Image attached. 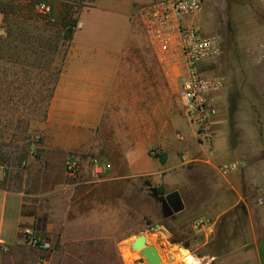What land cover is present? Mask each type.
<instances>
[{
  "label": "crops",
  "instance_id": "crops-1",
  "mask_svg": "<svg viewBox=\"0 0 264 264\" xmlns=\"http://www.w3.org/2000/svg\"><path fill=\"white\" fill-rule=\"evenodd\" d=\"M146 1L134 4V0H94L91 6L81 10L80 13L84 9L95 10L98 18L101 10L107 12L112 20L128 21L124 29L131 43H128L127 49L125 46L115 48L111 45L100 48L81 44L75 47L72 39L49 99L47 125L53 133L55 149L59 152L90 150L95 136V130L91 129L99 125V153H102L103 159H99V166H88L84 161L74 176L65 172V159L28 160L24 178L32 192L9 188L7 183H1L3 178L0 172V241L13 249L23 243L26 229H34L37 235L49 237L52 241L59 238L61 243L103 238L114 243L125 240L133 230L124 226L126 224L122 221L127 219V212L123 209L126 204L119 194L114 193H111V200L99 201V176L108 182L128 179L149 182L151 178L160 179L163 173L168 175L188 162L204 171L219 174V163L237 160L242 164L241 169L227 176L219 174L220 185H212L207 197L199 190L197 200L205 207L201 210L204 214L194 219L203 221L195 232L204 235V241L199 238L190 241L193 254L187 248L185 250L189 254L190 264H196L194 257L197 264H264V207L255 202V186L264 182V159H231L239 154L237 144L230 139L227 122L230 84L236 83L229 79V72L225 73L223 69L225 57L221 58L214 71V60L205 67V73H217V76L223 75L224 78V86L214 95L218 112L212 124L213 153L210 156L197 142L194 129L189 124L191 128L185 131V139L181 141H176L175 133L172 135L170 130L167 131V117L159 129L153 128L151 77L155 74L163 78L164 72L145 35L142 33L141 37L132 20L133 10L155 0ZM257 2L264 9V0ZM47 3L50 8L48 16L55 19L61 10V1L48 0ZM194 22L202 33L204 25H208L202 11ZM209 32L206 35H213ZM126 50L135 51L145 58L126 59ZM227 52L230 53L226 44L224 56ZM137 67L146 72H136ZM128 68L132 69L131 73ZM250 82L257 81L253 79ZM135 83L141 85L139 94L126 87ZM165 94L160 92V98L165 99ZM136 99L148 101L142 111H135ZM120 100H131L128 105L131 114H127V137L122 144L117 137L119 142L108 147L106 143L109 138L104 134V124L109 120L110 108L120 106ZM237 108L239 106L236 105ZM170 121L172 124L177 119L173 117ZM179 141L181 143L177 144ZM106 148L111 151L116 149L117 152L112 151V154L119 153L117 155L127 159H109L110 150ZM121 148L123 150L119 151ZM153 148L164 154L163 163L158 156L148 152ZM24 212L27 214L26 221L19 222ZM235 212L241 215V220L232 221L230 230L232 227L238 229L232 232V236H228V230L220 238L214 230L220 217ZM207 243L209 245L205 250Z\"/></svg>",
  "mask_w": 264,
  "mask_h": 264
},
{
  "label": "rangeland",
  "instance_id": "rangeland-1",
  "mask_svg": "<svg viewBox=\"0 0 264 264\" xmlns=\"http://www.w3.org/2000/svg\"><path fill=\"white\" fill-rule=\"evenodd\" d=\"M34 1L36 0H0V37L14 31L15 24L26 20L27 9ZM41 1L47 2V0ZM245 1L247 0H205L202 13H205L208 25H204L202 30L204 34L210 30L209 33L221 36V52L214 59L213 71L221 58L225 57L223 69L225 73L229 72V79L236 83L230 84L229 95L236 96L239 109L237 108L232 114L231 120L228 117L227 122L230 139L237 144L239 154L231 159H264V23L260 21V17H257V12L264 15V9L255 2L249 7L244 3ZM134 2L139 4L147 1L134 0ZM132 13L134 28L142 37L143 30L137 19V10H133ZM96 14L97 11L90 9H84L80 13L79 24L73 34L74 46L85 44L103 48L111 45L115 48L125 46L127 49L128 43H131L126 38L127 32L124 29L128 21L112 20L107 12L101 10H99V18ZM28 23L31 22L26 21L23 25L27 26V29H32ZM144 42L147 44V41ZM226 44L229 45L230 53L227 52L224 56ZM16 47L4 52L0 58V165H2L0 172L3 178L1 183H7L9 188L15 190L32 192L24 178L28 160L65 159V172L74 176L80 171L84 161L88 166H99V159H103V155L99 153V125L91 129L95 130L93 139L96 143L92 140L90 150L71 149L59 152L55 149L53 133L51 134L47 125L49 102L46 106V99L50 98L49 87L54 79L58 60L46 64L44 68L37 67L38 58L30 57L29 52L23 51L22 44L18 43ZM125 54L126 59L145 58L132 50H126ZM24 61H35L36 67L26 68ZM127 70L132 72V69ZM138 70L146 72L137 67L136 72ZM206 74L214 75L212 72ZM162 75L163 78L155 74L152 77L150 75L153 128L159 129L164 125L163 121L167 117V131L170 130L172 135L177 131L185 135V131L191 127L181 114L175 94L176 83L170 80V77L165 78L163 73ZM221 77L223 78V75ZM253 79L257 82L251 83ZM240 81L243 83H239ZM126 87L135 90L137 94L141 91L140 84H127ZM160 92L166 93L165 99L160 98ZM119 102L120 106L110 108L109 120L104 124V134L109 138L108 141L106 138L108 147L119 141L122 144L127 137V114H131V108L128 107L131 100ZM147 102L136 99L135 111H142V107ZM173 117L177 122L171 124L170 119ZM117 134L119 136H116ZM117 137L120 138L119 141ZM122 150L121 148L119 151ZM112 151L117 152L116 149ZM112 151L110 150L109 159H127L123 155H117L119 153L112 154ZM148 152L153 156L160 154V151L154 148L149 149ZM66 160L75 161L78 164L77 170L68 172L65 166ZM220 183L219 174L211 170L204 171L191 162L168 175L163 173L160 179L151 178L149 182L143 179L108 182L101 180L99 176V201L111 200V193H114L119 194L126 204L123 209L127 212V219L122 221L126 224L124 226L132 227L134 231H130L125 240L114 243L103 238L61 243L59 238L57 241H52L48 237L51 241L50 248L33 247L23 242L13 249L8 248L0 255V264H149L145 260L140 261L139 250L133 249L128 243L139 234L148 236L149 245L161 246L165 242L168 245L187 248L193 254L189 247L190 241L198 238L204 241V235L196 234L192 226L194 219L204 214L201 210L205 206L197 200L200 195L199 190L207 197L210 187ZM159 185H163L167 193L178 190L184 203L182 211L169 214L168 206L163 209L164 196L161 198L151 190V187ZM26 217L25 212L21 213L19 222H25ZM236 220H241V215L237 212L224 214L220 217L215 232L217 231L218 236L222 238L224 232L229 230L228 236H232V232L238 228L232 227L233 229L230 230V226L232 221ZM155 224H159L160 228H156ZM194 260L197 264L196 257ZM170 263L173 264L169 261L166 264Z\"/></svg>",
  "mask_w": 264,
  "mask_h": 264
},
{
  "label": "built area",
  "instance_id": "built-area-1",
  "mask_svg": "<svg viewBox=\"0 0 264 264\" xmlns=\"http://www.w3.org/2000/svg\"><path fill=\"white\" fill-rule=\"evenodd\" d=\"M205 0H155L137 9V19L155 56L167 78L176 83L175 94L179 108L186 122L193 127L194 137L205 153H213L212 124L218 112L214 95L224 85L221 76L207 75L206 66L221 52V36L203 34L194 18L202 11ZM49 3L40 1L35 10L49 15ZM204 73V74H203ZM177 140L185 135L175 132ZM68 172L78 168L75 161L66 160ZM237 160L222 161L217 171L222 176L240 170ZM255 202L264 207V182L255 186ZM203 221H193L194 229ZM23 242L39 248H50L48 237L39 236L34 229H26ZM8 246L0 241V255Z\"/></svg>",
  "mask_w": 264,
  "mask_h": 264
},
{
  "label": "trees",
  "instance_id": "trees-1",
  "mask_svg": "<svg viewBox=\"0 0 264 264\" xmlns=\"http://www.w3.org/2000/svg\"><path fill=\"white\" fill-rule=\"evenodd\" d=\"M40 1L41 0H36L30 3L27 9L28 13L26 20H22L20 23L15 24L16 27L14 31L8 32L5 36L0 37V58L4 52L17 48V44L20 43L23 45V51L29 52L28 55L30 57H34L35 59L38 58L37 67L44 68L57 59L58 63L55 67L54 79L49 87L50 97L66 60L73 34L78 27L80 12L84 7L91 6L94 0H60L61 10L55 19H50L49 16L36 12L35 6ZM252 2H255L259 6L256 0H247L244 3L252 7ZM257 17H260V21L264 23V15L257 12ZM26 21L31 22L28 24H30L32 29H27V26L23 25ZM11 52L13 51L11 50ZM34 62L35 61H24L23 64L26 68H33V66L36 67V63L34 64ZM48 67H50V65ZM49 99L50 98L46 99V106ZM236 105L237 98L234 95V97H230V111L228 114L230 120L232 119V114H234L236 110ZM157 156L160 162L163 163L165 160L164 154L160 153ZM154 192L161 198L167 194L163 185L154 187Z\"/></svg>",
  "mask_w": 264,
  "mask_h": 264
},
{
  "label": "water",
  "instance_id": "water-1",
  "mask_svg": "<svg viewBox=\"0 0 264 264\" xmlns=\"http://www.w3.org/2000/svg\"><path fill=\"white\" fill-rule=\"evenodd\" d=\"M165 203L168 206V213H177L184 209V203L181 198L180 193L177 190L168 192L164 196ZM156 228H160L159 224H155ZM133 249H138L141 255L140 261L145 260L149 264H159L161 262V257L154 245L146 244V237L144 234H139L131 242ZM183 249L182 246H179Z\"/></svg>",
  "mask_w": 264,
  "mask_h": 264
},
{
  "label": "bare ground",
  "instance_id": "bare-ground-1",
  "mask_svg": "<svg viewBox=\"0 0 264 264\" xmlns=\"http://www.w3.org/2000/svg\"><path fill=\"white\" fill-rule=\"evenodd\" d=\"M145 237H146V244H148L149 238L147 237V235H145ZM131 242L132 240H130V242L128 243ZM155 247L161 257V262L159 264H166L167 261L172 262L173 264H178L179 262L181 264H190L189 254L187 253L184 247H182L183 249H180L175 245H168L165 242L162 243L161 246L155 245Z\"/></svg>",
  "mask_w": 264,
  "mask_h": 264
},
{
  "label": "flooded vegetation",
  "instance_id": "flooded-vegetation-1",
  "mask_svg": "<svg viewBox=\"0 0 264 264\" xmlns=\"http://www.w3.org/2000/svg\"><path fill=\"white\" fill-rule=\"evenodd\" d=\"M151 190H153V192H154V188H153V187H151ZM154 194H155V192H154ZM166 207H167V204L164 203V205H163V209L165 210Z\"/></svg>",
  "mask_w": 264,
  "mask_h": 264
}]
</instances>
